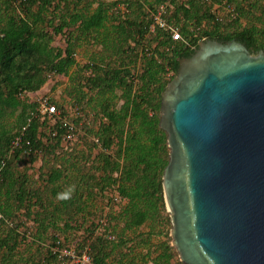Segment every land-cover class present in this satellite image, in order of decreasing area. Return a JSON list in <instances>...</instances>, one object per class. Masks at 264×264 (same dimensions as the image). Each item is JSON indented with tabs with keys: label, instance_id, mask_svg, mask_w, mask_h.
<instances>
[{
	"label": "trees",
	"instance_id": "1",
	"mask_svg": "<svg viewBox=\"0 0 264 264\" xmlns=\"http://www.w3.org/2000/svg\"><path fill=\"white\" fill-rule=\"evenodd\" d=\"M118 1L0 0V264H59L49 249L58 239L77 250L88 247L96 264H170L175 256L168 240H153L167 236L169 223L163 216L169 149L158 125L161 93L177 74L178 60L189 58L202 40H235L253 55L264 51V15L256 17L259 26H241L247 16L238 0H132L123 15ZM243 1L253 8L252 0ZM161 5L179 41L169 30L151 28ZM59 36L64 48L52 45ZM93 45L100 47L96 61L79 66L76 50ZM50 75L67 77L71 105L93 113L96 127L86 119L80 125L83 118L71 123L98 144L79 136L63 146L58 122L32 117L38 104L22 95L40 91ZM22 132L29 145L9 151ZM37 157L41 180L14 167ZM70 186L71 198L57 200ZM103 217L114 241L94 234Z\"/></svg>",
	"mask_w": 264,
	"mask_h": 264
},
{
	"label": "water",
	"instance_id": "2",
	"mask_svg": "<svg viewBox=\"0 0 264 264\" xmlns=\"http://www.w3.org/2000/svg\"><path fill=\"white\" fill-rule=\"evenodd\" d=\"M162 192L183 264H264V51L202 40L161 93Z\"/></svg>",
	"mask_w": 264,
	"mask_h": 264
},
{
	"label": "rangeland",
	"instance_id": "3",
	"mask_svg": "<svg viewBox=\"0 0 264 264\" xmlns=\"http://www.w3.org/2000/svg\"><path fill=\"white\" fill-rule=\"evenodd\" d=\"M98 1H102V0H98ZM105 1L113 2L114 0H105ZM124 1L125 0H119L117 2V4L119 5L118 8L120 9L119 11L121 13H123V15H125L126 12L131 10V7L129 5L126 6V3H129V1H132V0H126L125 3H124ZM238 2L240 3V6L243 7V11L246 14L245 16H247V18H242L240 20V25L244 26L245 24H248L249 21H251V23H254L257 26H259L260 23L256 21V17H258L260 14L264 15V0H252L251 3L253 4V8H249L248 4L243 3L244 2L243 0H238ZM144 4L147 5V3H144ZM161 6H163V5H161ZM202 6H205V5H202ZM144 8H145L146 13L149 12V11L151 12V10H152L148 6H144ZM219 12H220V14H222L223 10H220ZM170 18H172V17L169 15V19ZM263 23H264V16H263ZM151 28H153V25H151ZM177 28H179V26H177ZM175 33H177V31L173 33V36L175 35ZM176 41H179V40H176ZM173 44L174 43H172V45ZM52 45L56 46V47H59V48H64L65 47V42H64L63 38L59 36V37L55 38V40L52 43ZM99 49H100V47L97 46V45L96 46L93 45L91 47H80V48H78V50H76L77 52H76V54L74 56L76 63L79 66H83L84 64H86L88 61H91L92 59L94 61H96L97 56H98L99 51H100ZM168 76H170V74ZM68 84H70V82H68V78L67 77L50 75V76H48V79H47L46 83L44 84V86L40 89L41 93L40 92H38L37 94H29V93H27V94L22 95V98L25 99L26 101H28L29 103H33V102H38L37 100H39V99H41L43 97H47L49 99V102H53L52 104L53 105L56 104L57 107L59 106L58 107L59 110H64L65 111V113L68 115L66 118L70 122H72L73 120H75L77 118H80V119L83 118V121L82 122L80 121V125L83 124L84 120L86 119V123L85 124L90 123L89 126L91 128H93V126L96 127V123L97 122L94 123L93 116H92L93 113L92 112H90V113H88L86 115V112L82 111L81 107L77 106V109H76V107L74 108L71 105V104H73L72 98L67 97V91L65 92V90H67V85ZM88 111H89V109H88ZM45 121H48L49 125L52 123L46 117H45ZM77 135H78V138H77ZM79 136L87 139L90 142L98 144L97 139L93 135L85 136V132L84 131L77 130V132L75 134V139H77L78 141H79ZM65 144L69 145L70 143H63V146H65ZM70 145H72V144H70ZM97 150H98L97 148H94L93 151H92L93 154H95L97 152ZM9 151H11V150H9ZM108 153H111V152L109 151ZM27 159L28 158H24V161H27ZM39 166H40V160L38 159V157H37V161H35L34 163H32L30 165L29 164H25V162H23V161L14 162V167L15 168H17V169H19L21 171H24L27 174L31 175V178L34 181L36 179L37 180H41L42 179L41 176L39 175V170H38ZM27 167L29 168L28 171H26ZM163 216L169 218L166 209H165V211L163 213ZM170 228H171V225H170V221H169L168 224H165V229L168 232L167 236H165V235L161 236V237L157 236V237L153 238L154 242H156L158 240H168L169 244L171 245V237H170V233H169ZM141 229L144 230V228H141ZM72 244H75V243H72ZM174 252H175V256L171 260L170 264H177L178 262H180L175 249H174ZM149 264H151V263H149Z\"/></svg>",
	"mask_w": 264,
	"mask_h": 264
},
{
	"label": "built area",
	"instance_id": "4",
	"mask_svg": "<svg viewBox=\"0 0 264 264\" xmlns=\"http://www.w3.org/2000/svg\"><path fill=\"white\" fill-rule=\"evenodd\" d=\"M201 1L205 3L209 2V0ZM223 7L225 13L228 14L229 20L235 19L237 17V13L234 11V9H232L228 5H225L224 2ZM214 10L215 9H213V11ZM164 14V6H159L156 12H154L151 16L153 19V27L158 26L161 29L169 30L174 40H180L181 36L178 33H175V35L173 36V33L176 32V30L166 24L163 18ZM37 101L38 105L36 108V113H34L32 117H38L40 120H45L46 117L49 121L52 122L50 125H55L58 122L61 127L65 129V134L62 138L63 143L72 144L75 139L77 127L66 118H62L60 111L57 110L54 105L50 104L49 99L47 97H43ZM29 121L30 120L28 119V122ZM23 130H25V128H23ZM23 132L19 134L20 136H16L11 142V152L17 147L19 148L20 144L22 143H25V145H29V141H24L21 137L23 135ZM98 221L100 223V227L95 230V235H99V233H102L101 236H103L104 239H106L107 241H114V236L109 231L105 232V229L108 227L109 224L108 219L106 217H103ZM49 249L51 253L57 257L59 264H96L91 258L88 247H84L82 249L77 250L74 245L64 246L62 244V241L58 239L55 241L54 245L49 246Z\"/></svg>",
	"mask_w": 264,
	"mask_h": 264
},
{
	"label": "clouds",
	"instance_id": "5",
	"mask_svg": "<svg viewBox=\"0 0 264 264\" xmlns=\"http://www.w3.org/2000/svg\"><path fill=\"white\" fill-rule=\"evenodd\" d=\"M73 192H74V186H70L65 191L58 193L56 198L57 200H60V201H67L71 198Z\"/></svg>",
	"mask_w": 264,
	"mask_h": 264
},
{
	"label": "crops",
	"instance_id": "6",
	"mask_svg": "<svg viewBox=\"0 0 264 264\" xmlns=\"http://www.w3.org/2000/svg\"><path fill=\"white\" fill-rule=\"evenodd\" d=\"M38 92L41 93V91H37V92H33V93H29V94H37ZM113 210L114 212H117L118 211V208L117 207H113ZM82 232H79V235L81 234ZM95 234V233H94Z\"/></svg>",
	"mask_w": 264,
	"mask_h": 264
}]
</instances>
